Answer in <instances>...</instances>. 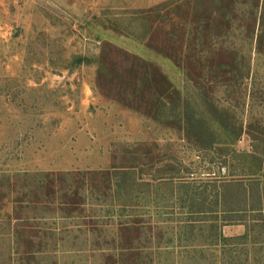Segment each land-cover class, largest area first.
<instances>
[{
	"label": "rangeland",
	"instance_id": "1",
	"mask_svg": "<svg viewBox=\"0 0 264 264\" xmlns=\"http://www.w3.org/2000/svg\"><path fill=\"white\" fill-rule=\"evenodd\" d=\"M0 264H264V0H0Z\"/></svg>",
	"mask_w": 264,
	"mask_h": 264
}]
</instances>
